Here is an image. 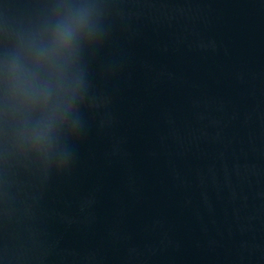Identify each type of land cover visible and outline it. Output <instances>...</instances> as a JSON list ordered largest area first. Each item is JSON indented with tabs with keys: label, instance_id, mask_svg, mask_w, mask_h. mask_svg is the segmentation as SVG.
<instances>
[{
	"label": "water",
	"instance_id": "water-1",
	"mask_svg": "<svg viewBox=\"0 0 264 264\" xmlns=\"http://www.w3.org/2000/svg\"><path fill=\"white\" fill-rule=\"evenodd\" d=\"M81 11L46 106L6 85ZM0 264H250L197 0H0Z\"/></svg>",
	"mask_w": 264,
	"mask_h": 264
},
{
	"label": "clouds",
	"instance_id": "clouds-1",
	"mask_svg": "<svg viewBox=\"0 0 264 264\" xmlns=\"http://www.w3.org/2000/svg\"><path fill=\"white\" fill-rule=\"evenodd\" d=\"M86 12H78L55 23L48 36L34 47L31 67L21 62L19 52L5 62L6 85L21 91L33 103L46 106L48 93L53 85L60 86L70 70L75 54V44L88 28Z\"/></svg>",
	"mask_w": 264,
	"mask_h": 264
}]
</instances>
